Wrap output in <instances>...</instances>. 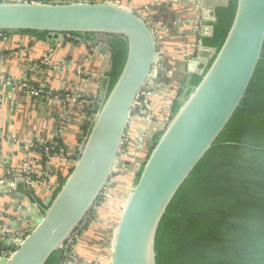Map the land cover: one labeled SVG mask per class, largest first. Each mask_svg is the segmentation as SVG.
<instances>
[{
  "label": "water",
  "instance_id": "95a60500",
  "mask_svg": "<svg viewBox=\"0 0 264 264\" xmlns=\"http://www.w3.org/2000/svg\"><path fill=\"white\" fill-rule=\"evenodd\" d=\"M228 1L198 0L201 36L213 34L210 23L217 19L215 9ZM5 30L46 31L52 44L62 34L93 33L98 36L96 50L104 57L103 73L111 70L112 63L108 37L118 36L127 43L124 67L107 96V79L101 78V105L65 182L43 203H16L25 223L17 231L29 230L22 241L0 236V264H45L55 251L65 247L95 207L121 161L137 98L154 72L157 36L147 19L128 6L93 0H0V31ZM263 47L264 0H238L232 26L219 51L200 39L199 57L191 58L194 63L186 81L194 73H204L209 52L215 58L190 93L179 96L182 104L168 124L151 134L150 148L140 162L136 182L114 229L111 264H157L160 222L181 185L241 105ZM12 244L10 256L1 253Z\"/></svg>",
  "mask_w": 264,
  "mask_h": 264
},
{
  "label": "crops",
  "instance_id": "0c3cea01",
  "mask_svg": "<svg viewBox=\"0 0 264 264\" xmlns=\"http://www.w3.org/2000/svg\"><path fill=\"white\" fill-rule=\"evenodd\" d=\"M123 3L143 16H151L150 25L156 29L158 55L145 88L154 93L150 107L155 114L171 113L180 88L190 73L189 66L194 63L191 58L199 57L202 18L198 0H124ZM97 41L96 35L87 38L66 33L52 44L46 35L40 37L27 31L7 32L0 38V76L11 81L0 87V236L8 228L15 233L25 226L16 203L28 205V200L31 201L18 190L21 184L28 188L19 176L26 165L31 166L35 178L46 174L47 185L55 186L72 167L75 153L80 149L84 112L89 110L79 100L74 102L67 95L100 92L104 57L99 51L92 53L89 49L90 44L96 46ZM43 59L47 62L43 63ZM35 64L37 69L31 70ZM82 71L89 75L85 83H82ZM24 77L36 86L49 89L52 96L27 94L16 84ZM144 121L153 132L152 126L159 128L158 122L141 117L134 110L129 129L134 122ZM58 138L64 149L57 150L51 157L31 146L33 143L47 145ZM34 194L41 203L49 197V192L43 188ZM122 209L118 211L119 218ZM100 211L95 209L91 213L87 226L73 244L74 258L65 264H111L117 223L112 226L100 221ZM8 248L10 245L1 253Z\"/></svg>",
  "mask_w": 264,
  "mask_h": 264
},
{
  "label": "trees",
  "instance_id": "16d2710c",
  "mask_svg": "<svg viewBox=\"0 0 264 264\" xmlns=\"http://www.w3.org/2000/svg\"><path fill=\"white\" fill-rule=\"evenodd\" d=\"M237 3L238 0H229L226 6L216 7L217 19L210 23L213 34L201 36L206 46L220 50L232 26ZM26 31L40 37L47 34ZM84 36L93 38L94 34ZM107 43L112 63L111 70L103 73L107 79L106 96L127 57L124 39L110 36ZM214 58L215 55L204 66L203 74L194 73L183 83L181 98L201 81ZM181 98L175 102L172 115L181 106ZM98 100L102 102L100 94ZM99 107L96 105V109ZM96 109L90 110L91 116ZM90 126L91 123L84 126L87 133ZM54 142L62 144L60 138ZM18 188L31 201L40 202L26 186L21 184ZM94 208L77 227L73 240L55 251L45 264H65L74 258V236L87 226ZM156 252L157 264H264V47L241 105L169 204L157 231Z\"/></svg>",
  "mask_w": 264,
  "mask_h": 264
},
{
  "label": "built area",
  "instance_id": "2783aa9c",
  "mask_svg": "<svg viewBox=\"0 0 264 264\" xmlns=\"http://www.w3.org/2000/svg\"><path fill=\"white\" fill-rule=\"evenodd\" d=\"M17 1H21V0H17ZM51 2H64L62 0H50ZM72 1H89V0H72ZM93 1H99V0H93ZM103 1H107V2H114V3H118L123 5L124 0H103ZM200 6V5H199ZM147 21L149 22V24L151 23V16L148 14H145L144 16ZM152 26V25H151ZM154 30H156L153 27ZM5 32L0 31V38L5 36ZM89 49L92 53H98L96 50V46L90 44ZM43 63L47 62L45 59L42 60ZM38 65H32L31 66V70L32 69H37ZM82 83H85L88 80L89 75L85 72L82 71ZM11 81L3 78L0 76V87L3 86L5 83H9ZM16 84H18L20 87H22V89L29 95H32L34 97H45V98H50L52 96V92L47 89L46 87H40V86H36L35 84H33L29 78L24 77L23 79L19 80L16 82ZM99 92H95V93H91V94H87V95H83L80 93H76L74 95H70L68 94L67 97L69 99H72L74 102L79 100L81 105L83 107H85V109L89 110V112L85 111L84 113V118H85V125H87L88 123H91V120L93 118V115L97 112L96 109V105L100 106L101 102L98 100L99 97ZM152 96H154L153 91L150 88H144V90L139 94L136 104H135V108L134 110H137L138 114L141 117H145L148 118L149 120H153L155 122H161V125L159 126V128L164 127L165 125L168 124V122L170 121L171 117H172V113H168V114H163L162 116L155 114L154 111L151 110V99ZM95 113L91 116L90 115V110H95ZM133 110V111H134ZM152 129L157 130L154 128V126H152ZM128 133V132H127ZM87 136V132L85 130V128L82 129V139L80 141V149L82 144L84 143L85 139ZM126 137L127 134L125 136L124 142H123V146H122V151H121V157L124 158V160H128L131 157V150H130V146L131 143L127 144L126 142ZM130 141L133 142L134 139L131 140L132 137H130ZM151 139L149 141H146L145 143V148L143 149L144 153L142 154L141 160L144 159L146 157L147 154V150L150 148V144H151ZM53 144L51 146H49V144L47 145H41V144H36L33 143L31 144L32 147H36L39 150L43 151L45 155L47 156H53L55 155L58 151H63L64 147H62V145H58L55 142H52ZM130 145V146H129ZM147 148V150H146ZM80 149L75 153V157L72 160V164L71 166L73 167V164L76 162L79 154H80ZM58 150V151H57ZM141 160L139 162H141ZM20 177L23 178V180L25 181V183L27 184L28 188L33 192L36 193L38 189H44L46 191L49 192V196H54L58 189H59V185H47V183L45 182L44 176H46V174L41 175L40 177H34L33 175V170L31 169L30 165H26L24 167V169L19 173ZM29 230L27 227L23 228L21 231H17L15 233H13L11 228H8L4 231V235L2 236L3 238L6 239L7 238H13L14 242H18V241H22L25 236L28 234ZM71 239V238H70ZM69 239V241H71ZM15 245H10V249L7 250L4 254L5 256H10L13 252H14V247ZM12 247V248H11ZM1 256V255H0Z\"/></svg>",
  "mask_w": 264,
  "mask_h": 264
},
{
  "label": "rangeland",
  "instance_id": "374dc122",
  "mask_svg": "<svg viewBox=\"0 0 264 264\" xmlns=\"http://www.w3.org/2000/svg\"><path fill=\"white\" fill-rule=\"evenodd\" d=\"M160 125L161 122L158 123L157 127ZM152 133L153 131L148 129L147 123L145 121L141 123L134 122L133 127H130L126 137L127 144L131 143L132 145H129L131 157L128 160L130 163L126 164L124 162V158L120 157L121 161H119L113 176L103 191L101 199L96 203L95 209H101L99 213L100 221H106V223H109L112 226L118 223V211L122 209V206L127 200L130 188L136 182L135 176L137 175L139 165L141 164L139 161L141 160L142 154L144 153L143 149L145 148V143L151 139ZM129 136L132 137L131 140L134 139L133 142L130 141ZM95 209L93 211H95ZM89 219L90 218H88V220ZM84 229L85 228L82 227L80 232L75 234L74 237H76V240L79 239L80 233ZM70 240L72 241L73 237H71Z\"/></svg>",
  "mask_w": 264,
  "mask_h": 264
},
{
  "label": "flooded vegetation",
  "instance_id": "af4514ba",
  "mask_svg": "<svg viewBox=\"0 0 264 264\" xmlns=\"http://www.w3.org/2000/svg\"><path fill=\"white\" fill-rule=\"evenodd\" d=\"M211 53L209 52L208 54H207V57L206 58H208V59H210L211 58ZM205 65H203V67H204ZM172 113V112H171Z\"/></svg>",
  "mask_w": 264,
  "mask_h": 264
}]
</instances>
